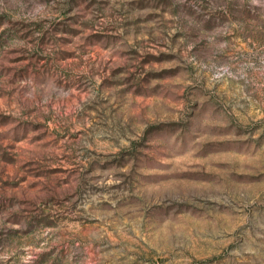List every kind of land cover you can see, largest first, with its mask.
<instances>
[{
	"label": "rangeland",
	"instance_id": "1",
	"mask_svg": "<svg viewBox=\"0 0 264 264\" xmlns=\"http://www.w3.org/2000/svg\"><path fill=\"white\" fill-rule=\"evenodd\" d=\"M0 264H264V0H0Z\"/></svg>",
	"mask_w": 264,
	"mask_h": 264
}]
</instances>
